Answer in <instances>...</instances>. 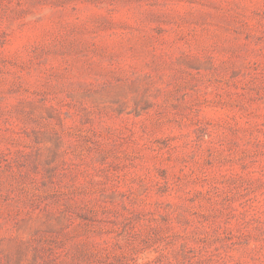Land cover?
Listing matches in <instances>:
<instances>
[{
  "label": "rangeland",
  "instance_id": "rangeland-1",
  "mask_svg": "<svg viewBox=\"0 0 264 264\" xmlns=\"http://www.w3.org/2000/svg\"><path fill=\"white\" fill-rule=\"evenodd\" d=\"M0 264H264V0H0Z\"/></svg>",
  "mask_w": 264,
  "mask_h": 264
}]
</instances>
